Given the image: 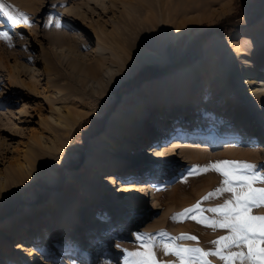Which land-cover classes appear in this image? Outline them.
<instances>
[{
    "label": "rangeland",
    "instance_id": "374dc122",
    "mask_svg": "<svg viewBox=\"0 0 264 264\" xmlns=\"http://www.w3.org/2000/svg\"><path fill=\"white\" fill-rule=\"evenodd\" d=\"M159 1L163 11L166 15H170L169 17L171 15L174 17L177 12H183L184 6L188 8L190 6L192 9L187 14H179L175 17L173 22L181 23L182 26L175 25V28L167 35H161L154 47L137 46L135 48L136 54L132 61H128L127 66L128 71L132 70V73L123 82L138 76L136 84L133 87L129 86L126 93L121 94L119 98H115L113 90L108 100L101 99L96 103L87 101L86 107L80 109L79 113L88 112L97 107V115L86 114L87 116L73 129L74 131L76 129L79 132L80 125L88 118L97 119L104 114L109 118L114 112H118V123H121L128 117L127 109L132 105V103L125 104L126 97L144 96L148 106L152 108L153 103V108L156 109V103L151 101L150 95L143 90V87L170 79L178 75V72L191 68L195 63L199 66L207 64L203 56V48L206 46L211 49V59H216L215 56L220 55L227 63L234 57L239 58L238 64L242 60L249 73L261 82L262 88L264 87V16L259 20L255 19V15L263 10L262 1L258 3L254 0ZM4 3L8 13L19 21L13 25L7 17L0 14V33H7L10 37L8 41L0 39V116L3 119L0 121L3 124L0 127L3 132L0 133V142L6 141L9 151L5 157L11 159L17 154L18 142L25 141L30 131L38 135L45 133V136L49 138L50 131L45 130L49 126V109L54 103L61 102L71 91L75 74L67 69L58 68L54 55L46 52L49 49L48 39H54L67 47L80 48L87 56L81 57L79 61L91 67L94 65L96 38L107 37L109 40L114 38L115 28L122 24L125 14H129L127 19H132L130 17L133 14L130 11L135 9L133 7L136 1L4 0ZM18 13H23L27 17V22H24L23 17ZM165 21L167 22V19ZM221 23L233 25L237 29L227 36H221L216 31L211 32ZM203 32L211 33L201 42L200 58L187 67L173 69L171 64L178 62V58L191 45L195 36ZM113 41L111 45H115L118 49L116 41L114 39ZM119 45L121 47L119 52L123 50L125 55L126 45L123 42ZM168 46L171 47L168 48ZM48 65L53 75H46ZM213 65L214 63L210 65L211 71L207 75L206 89L214 86ZM165 66H171L167 69L173 70L161 72ZM30 68L36 71L33 73ZM56 74L60 78V86L57 88L59 94L57 99L51 100L52 89L47 87L46 80L55 79L53 76L55 77ZM201 74L200 67L195 69L196 80L202 78ZM218 76L222 83L227 80L229 82L230 68L223 73L219 71ZM197 83L192 87H195ZM49 99L53 101L51 105ZM203 101L204 96L201 94L199 105L190 109L192 114L188 117H178L174 121L180 126L184 125L185 128L187 125L192 127L196 125L194 129H198V125L204 120L216 122V115H213L211 111L202 114L201 117L196 116V109L204 106ZM176 113L183 114L184 111H181L179 106ZM230 116L229 114L227 118ZM253 118L259 120V125L264 129V110L260 115L254 114ZM167 119L168 123L161 128L155 120L147 121L144 128L140 130L135 128L133 123L135 132H132L130 136L121 133L122 139L110 141L108 136L103 140L105 146L103 159L98 160L91 168H86V174L92 179L89 193L79 194V199L75 201V204L73 203L78 215L69 228L72 231V235L69 234V245L66 251H58L57 245H53L63 241L60 231H53V225L49 221H40L54 205L46 203L49 197L40 201L43 194L49 196L51 191H44L39 185H35L30 191L28 189L32 182L37 180L47 187L57 185L58 171L67 164H79L78 169L82 168L84 151L92 138L83 140L81 134L73 138L72 133L67 145H64L60 160L48 166L47 175L51 177L50 182L47 183L35 177L19 191L7 197V199L12 198L10 205H5L7 208L2 203L5 200L0 202V215L4 211L11 214L4 215L0 223L16 221L11 231L0 230L2 231L0 232V264H26L29 260L33 264L38 261L40 264H68L66 260L69 254L71 255L77 249L81 251V259L77 261L79 264H125L127 252L136 250L142 243L136 240L137 234L148 233L156 236L157 240H165L166 238L158 235L161 230L171 236H179L181 233L195 235L199 243L188 240L177 241V243L199 246L205 250L211 249L213 245L210 241L227 235L226 229L212 231L193 219L179 217L173 220L171 217L201 201L203 196L212 192L220 184L222 177L217 173L200 171L202 166L209 162L247 161L257 165L258 170L264 172L263 131L250 127L247 131H242V129L238 130V127H233L228 131L227 136L218 134L217 137H212L210 132L203 136L197 134L198 137L201 136V141L203 140L204 143L187 141L192 144L198 143L195 151L188 158L183 156L180 150H173V142L178 139L180 143L192 137L187 136L183 128L180 130V126L171 127L173 122ZM105 127L106 125L104 132ZM220 130L223 131L221 127ZM68 145L70 149L66 152ZM81 151L83 158L80 159L78 152ZM192 169H196L195 174L191 171ZM67 170L61 172L63 181L60 184V190L52 192L63 191ZM83 187L77 184L81 193ZM73 193L75 194V189L72 190ZM16 194L18 195L14 197ZM227 195L229 194H225ZM224 198L202 201L201 207L205 209L204 216L213 218L215 214L207 212L206 209L222 203ZM137 203H142V209L132 211L136 209ZM254 213L264 215V208L254 210ZM199 218L197 215V219ZM25 222L28 226L26 228H24ZM20 227L23 228L18 231ZM41 230L43 232H40ZM11 235L12 238H10ZM32 248L36 252L34 257L29 259L28 252ZM157 255L163 260L175 259L171 256L162 257L159 249H157ZM210 259L212 264H222L215 257Z\"/></svg>",
    "mask_w": 264,
    "mask_h": 264
},
{
    "label": "bare ground",
    "instance_id": "6f19581e",
    "mask_svg": "<svg viewBox=\"0 0 264 264\" xmlns=\"http://www.w3.org/2000/svg\"><path fill=\"white\" fill-rule=\"evenodd\" d=\"M135 1V7H133L135 9L130 11L133 14L130 17L132 19H127V15L129 14H125L126 16H124L125 19L123 18L122 24H119L115 28L116 36L114 38L111 40L107 37L96 38L95 57L93 58L94 65L91 67L79 61L81 57L87 56L80 48L67 47L59 44L54 39H48L49 49L46 52L54 55L56 64L59 65L58 68L67 69L70 73L75 74V77L72 79L71 91L58 104L54 103L51 105L53 101L48 100L51 108L49 109V126L45 130L50 131L49 138L45 136V133L38 135V133L30 131L25 141L18 142L17 154L11 159L5 157L9 151L6 141L0 142V202L19 191L35 177L47 183L51 181V177L47 175L48 166L56 164L60 160L65 148L64 145H67L69 137L74 131L73 129L87 116L86 114L90 116L97 115V107L82 113H79L80 109L86 107L87 101L96 103L101 99L108 100L112 96V91L132 73V70L128 71L127 66L128 61H132L136 54L135 48L137 46L144 48L154 47L155 42L161 35H167L168 32L175 28V25L179 24L182 26L181 23L175 24L173 22L175 21V17L179 14H187L192 9L190 6L189 8L184 6L183 12H177L174 17L172 15L169 17L170 15H166L165 11H163L159 0ZM125 10L127 9L125 8ZM165 19H167V22ZM113 39L116 41L118 49L115 45H111V42H114ZM121 42L126 45V49H124L125 55L123 54V50L119 52L121 50L119 43ZM210 52L211 49L207 46L203 48V56L207 64L199 66L195 63L191 68L178 72V75L176 74L170 79L159 83H150L143 87V90L150 95L151 101L156 103V109L153 108V103L152 108L148 106V101L144 96L135 95L129 98L126 97L124 99L125 104L129 105L132 103L127 109L128 117L122 120L121 123H118V112H114L107 120L105 132L88 141L84 151L82 168L66 171V181L63 191L49 194L46 203L54 205L50 208L49 212L45 213V217L42 216L44 218L40 220L42 222L49 221L53 225V231H60L63 241L53 245H57L58 251H66L65 249L69 245V234L72 235V231L69 228L78 215L73 203L75 204V201L79 199V194L89 193L92 179L91 176L86 174V168H91L98 160L103 159L105 155L103 152L105 147L103 140L108 136H110L108 139L110 141L122 139L121 133L130 136L132 132H135L132 126L133 123H135V128L140 130L147 121L151 120L158 121L159 128H161L168 123L167 118L173 122V126L171 127L177 128L176 126L180 125L174 120L178 119V117H188L189 114H192V110L190 109L199 105V95L202 94L204 96V106L196 109V116L201 117L211 111L213 115H216L217 121L205 122L204 120L202 124L198 125L199 130L194 129L196 125L193 127L187 125V128L181 125L180 130L183 128L187 136H191L192 138L184 139L180 143L176 139L173 142L174 151L180 150L183 156L190 158L198 143L192 144L187 141L192 140L204 143L203 140L201 141V136L209 134V132L212 137H217L218 134L227 136L229 134L228 131L233 127H238V130L242 129V131H247L249 127L260 132L263 131V139L264 129L259 125V120L257 121L253 118L254 114L260 115L264 110V87L262 88L261 82L249 73L248 68L243 64L242 60L238 64L237 60L239 58L234 57L233 60L227 63L220 55H214L216 59H211ZM212 63H214L212 66L214 69L212 70L214 86L206 89L207 75L210 74V65ZM199 67L202 69V78L196 80L195 69ZM50 68V65L46 66V75H53ZM228 68L231 71V80L222 83L218 73L219 71L222 73L226 72ZM31 71L34 73L36 70L32 69ZM53 78L57 80H46L48 83L47 87L52 89L50 93L51 100L58 98L59 93L57 88L60 86L59 75L56 74ZM196 82L198 83L195 87H192ZM163 90L165 92H162ZM179 106L180 110L184 111L183 114L176 113ZM217 113L219 114L217 115ZM229 114L231 116L227 118ZM174 115L175 117H172ZM224 117L226 119H222ZM1 120L3 119L0 116ZM1 126H3L2 123H0ZM220 127L223 131L220 130ZM1 131L2 129L0 128V133H3ZM194 134L196 135L192 136ZM197 134H201V136L198 137ZM166 136L168 137V135ZM42 140L45 141L43 142ZM77 184L81 187L84 186L82 193L79 192ZM74 189L75 194H72V190ZM123 191L125 192V190ZM135 207L136 209H132V211L141 210L142 203H137ZM15 222L7 221L0 223V230L3 232L11 231L15 226ZM26 224L25 222L24 228L28 227ZM22 228L20 227L18 231H21ZM40 232H43V230ZM10 238H12V235ZM3 244L6 246L5 243ZM17 247L21 248L19 245ZM35 252L34 248L30 249L27 257L29 259L33 258ZM79 259H81V251L77 249L71 255L69 254L66 262L68 264H79L77 263ZM26 264L33 263L29 260ZM36 264H40V262L38 261Z\"/></svg>",
    "mask_w": 264,
    "mask_h": 264
},
{
    "label": "snow or ice",
    "instance_id": "6c2138e0",
    "mask_svg": "<svg viewBox=\"0 0 264 264\" xmlns=\"http://www.w3.org/2000/svg\"><path fill=\"white\" fill-rule=\"evenodd\" d=\"M0 14L13 25L19 22L8 13L4 0H0ZM18 15L27 22L23 13ZM0 39L8 41L10 37L7 33H0ZM191 171L196 173V169ZM200 171L217 173L222 177L220 184L203 196L201 201L174 214L171 219L186 217L212 231L226 229L228 234L210 241L213 247L208 250L177 243L184 240L199 243L195 235L181 233L171 236L161 230L158 235L166 239L157 240L156 236L148 233L137 234L136 240L142 243L136 250L127 252L125 264H212L210 257H215L222 264H264V215L254 213V210L264 208V172L253 163L239 160L209 162ZM219 197H225L222 203L206 209L215 216H204L205 209L201 207V202ZM157 249L162 257L171 256L175 259H160Z\"/></svg>",
    "mask_w": 264,
    "mask_h": 264
},
{
    "label": "trees",
    "instance_id": "16d2710c",
    "mask_svg": "<svg viewBox=\"0 0 264 264\" xmlns=\"http://www.w3.org/2000/svg\"><path fill=\"white\" fill-rule=\"evenodd\" d=\"M262 1V3H264V0H254V2H260ZM263 10L260 11L259 14L255 15V19L259 20L261 17L264 16V6L262 7ZM237 29V27L233 26V25H229V24H225V23H221L219 25V27L213 28L211 30V32H218L221 36H227V34L233 33L235 30ZM211 32H203L200 34H197L194 38V40L190 43L191 45L188 46V48L186 49V51L180 55V57L178 58V62L171 64L173 69L178 70V68H184L187 67L189 65H191L192 63H194L197 59L200 58L201 56V45H202V41H204L206 39V37L208 35H210ZM171 46H168V48H170ZM171 66H165L163 67L162 71L165 70V72L168 71H172L173 69H167ZM138 76H134L131 79H129L126 82H123L119 87H117V89L114 90L113 95H115V98H119L121 96V94H125L126 93V89L129 86H134L138 80L137 78ZM108 118V116L106 114H104L103 116H101L100 118L97 119H93V118H88L87 120H85L81 125H80V130L78 132V130L75 129V131L73 132V138L77 135V134H81V136L83 137L82 139L85 140L86 138H95L97 137L98 134H101V132H104V126L106 125L105 122L106 119ZM102 132V133H103ZM72 138V140H73ZM83 144L85 143L84 141L82 142ZM70 149V146L68 145L66 148V152H68ZM80 159L83 158V153L78 152ZM78 165L79 164H67L65 165V167L63 169H60L58 171V184L55 186H49L47 187L44 183H42L40 180H37L35 182H32V184L30 185L28 191H30L35 185H39L42 187V189L44 191L48 190V191H59L60 190V184L62 183V175L61 172L65 171L67 169H71V170H75L78 169ZM50 192V193H51ZM46 193V192H45ZM49 193V194H50ZM18 194H16L14 197H16ZM42 199H40V201H44L48 198V196L46 194L42 195ZM12 198L9 197L7 200H5L3 203L4 207L5 205H10ZM2 205V204H1ZM7 208V207H5ZM3 215V216H2ZM2 215H0V220H2L4 218V215H11L8 212H3ZM13 215V214H12Z\"/></svg>",
    "mask_w": 264,
    "mask_h": 264
},
{
    "label": "water",
    "instance_id": "95a60500",
    "mask_svg": "<svg viewBox=\"0 0 264 264\" xmlns=\"http://www.w3.org/2000/svg\"><path fill=\"white\" fill-rule=\"evenodd\" d=\"M146 71V70H145ZM145 71H143V73H145Z\"/></svg>",
    "mask_w": 264,
    "mask_h": 264
}]
</instances>
